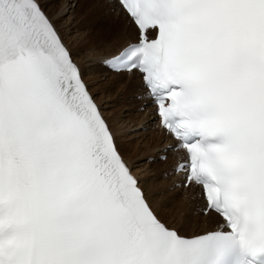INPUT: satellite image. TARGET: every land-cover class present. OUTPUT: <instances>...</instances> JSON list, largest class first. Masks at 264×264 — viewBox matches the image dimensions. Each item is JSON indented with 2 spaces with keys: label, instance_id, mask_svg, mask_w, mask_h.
Here are the masks:
<instances>
[{
  "label": "snow or ice",
  "instance_id": "6c2138e0",
  "mask_svg": "<svg viewBox=\"0 0 264 264\" xmlns=\"http://www.w3.org/2000/svg\"><path fill=\"white\" fill-rule=\"evenodd\" d=\"M118 4L138 35L103 63L143 74L223 223L162 222L41 0H0V264H264V0Z\"/></svg>",
  "mask_w": 264,
  "mask_h": 264
},
{
  "label": "rangeland",
  "instance_id": "374dc122",
  "mask_svg": "<svg viewBox=\"0 0 264 264\" xmlns=\"http://www.w3.org/2000/svg\"><path fill=\"white\" fill-rule=\"evenodd\" d=\"M77 1L78 3L80 2V0H66L65 3L64 0H41V3L45 8V10L54 17L56 23L58 24L57 26L59 27V29L62 30L61 33L63 35V38L67 42H69L68 44L70 45L69 47L73 52L74 57L75 58L77 57L79 63L81 62L80 64L83 69V73L86 76L85 78L88 79L90 90L93 92L95 97L101 100L102 103H104L107 101L108 95L111 96L110 100L112 101L110 102L108 100L109 102L108 106H105L104 109L102 106L101 107L107 115L106 118L110 120L111 122L110 124H112L111 126L114 125L113 128H115V131L117 133L116 138H118L117 142L119 144L122 153L125 156H127L126 159L131 164L133 163L132 166L135 168L134 170L136 172L137 171L139 172L137 173L141 178H144L145 175L148 176L150 175L152 181L156 186L157 183L160 184V186L158 185L157 195L161 197L166 196V200L168 199V201L170 202L167 205H163V206L159 205L158 208L154 203L152 205L154 206L157 212L159 210L158 214L164 220H166L170 225L176 226L178 229H181L183 231V234H189L187 230L188 228L183 227V219L181 218L182 216H180L182 214L180 208V201L182 198L185 197L186 194L183 193V191L182 192L179 191L178 193H173V188H171V186H168V184L165 183V182L169 183V181L165 180V178L161 176V172L158 174V172L162 169L161 167H163L162 164L156 159L150 162L148 157L151 156L149 154H152L153 151H151L150 149L148 151H145L146 147L148 146L147 139L150 138V136L154 133V131H156V129L150 131V133H147L149 129H144L143 127H142L143 129L139 128L140 126L127 128L125 127L126 124L122 125V120L126 119L125 114H128L130 118H133L135 116L137 117V115L140 113H143L145 115L144 105L136 106V103L132 102V97H130L131 99H129L131 102L129 100H127V102H125V100H120L116 91V89L120 87V84L116 82L114 86L110 85L111 82H109L110 81L109 79L113 77H111L110 74H107L105 71H103L104 70L103 67L100 66V68L103 70H99L97 68L98 67L97 59L95 60V64L91 66V61L94 60L96 56H97L96 58L101 56L96 55L93 57L92 54H88L89 50H86L87 48L82 47V45H84L85 40L83 41L81 38H79L80 33L82 32H89L90 30H96L93 29L92 23L91 22L89 23L90 18L88 19L84 13L83 15L81 13L76 12L75 14L73 13L71 15L70 13L65 14L62 11L65 8L64 6H68V9L72 5L73 7H75ZM80 5H82L83 7V5L85 4L81 3ZM111 11H113V8ZM97 28H98L97 30L101 29L102 31L105 32H111V28L108 26L97 27ZM82 29L84 31H82ZM79 30L82 32H80ZM90 77L92 78L90 79ZM114 110H117V112L113 116ZM147 163H151V164H147ZM145 181H146L145 189L147 191L146 186L148 183L151 182L149 181V179H145ZM147 195H149L148 191H147ZM192 214H194V218L189 224L190 229L195 228L196 225L198 226L201 225L199 218L202 215L201 214L196 215V213L194 212H192Z\"/></svg>",
  "mask_w": 264,
  "mask_h": 264
},
{
  "label": "bare ground",
  "instance_id": "6f19581e",
  "mask_svg": "<svg viewBox=\"0 0 264 264\" xmlns=\"http://www.w3.org/2000/svg\"><path fill=\"white\" fill-rule=\"evenodd\" d=\"M65 1L66 0H64V3H65ZM113 1H115V0H80L79 3L77 1L75 7H73V5H72L68 9V6H64L65 8L62 10L65 14L70 13L71 15L73 13L75 14L76 12L81 13V14L84 13L88 19L90 18L89 23L91 22L93 25V29H96V30H90L89 32H82V31H84L83 29H82V31L79 30L80 32H82V33H80L79 38H81L83 41L85 40L84 41L85 46L82 45V47L87 48L86 50H89L88 54H92L93 57L96 55L104 56V55H109V54H113V53L117 52L118 49L121 46L125 45L130 39H134L135 35L137 33L134 26H131L127 23L126 18H125L126 14L123 13L122 10H120L119 5L116 3V1L115 2H113ZM81 3H84L85 5H83V7H82V5H80ZM112 8H115L116 11H111ZM47 14L53 19L55 25L57 26L58 24L56 23L54 17L51 14H49L48 12H47ZM105 26L110 27L111 32H105V31H102L101 29L97 30L98 29L97 27H105ZM58 29H59V27H58ZM59 31H60V33L62 32V30H60V29H59ZM65 42L67 44L69 43L66 40H65ZM68 46H70V45L68 44ZM96 57H95V59H96ZM75 60L78 62L77 57L75 58ZM91 73H92V71H91ZM109 74L111 75V77H113V78L109 79L110 80L109 82H111L110 85L114 86V84L116 82L120 84V87L116 89L117 95L119 96L120 100H125V102H127V100L131 99L130 97H132V95L133 96L137 95L140 93V91H142V89H140L142 87L141 81L137 76H135L134 73L129 75V77L127 79L124 78V76H125L124 73H109ZM91 78L92 77H90V79ZM85 79L88 81L87 78H85ZM111 80L113 81V84H112ZM110 90H112V89H110ZM110 97L111 96L108 95V99L104 103H102L101 100L98 99V101L100 102L103 109L105 108V106H108V104H109L108 100L110 102L112 101V100H110ZM140 105H141V103H140ZM147 106L145 107L146 111H144L145 115L143 113H140L137 115V117L135 116L133 118H130L128 114H125L126 119L122 120V125L126 124L125 127H127V128L136 127V126H140L139 128H142V127L144 128V127H147V125L149 126V123L153 119L154 114L152 112V106H150V105H149L150 107L149 106L147 107ZM116 112H117V110L113 111V116H114V114H116ZM103 113L106 117L107 115H106L104 110H103ZM107 120L109 121V124H110L111 123L110 120L109 119H107ZM119 123H121V122H119ZM111 125L112 124H110V126ZM113 126H111V128L117 137V133L115 131V128H113ZM117 129H118V127H117ZM155 129H156V131H154V133L150 136V138L147 139L148 146L146 147L145 151H148L150 149L151 151H153L152 154L157 155L159 153V150L163 149L164 148L163 146L168 142L167 141L163 142L167 136L164 135L163 132L160 131L159 129H157V128H155ZM145 133H146V131H145ZM147 133H150V132L148 131ZM116 140L118 141V138H116ZM117 145H118L119 151L122 153L118 142H117ZM152 154H149V155H152ZM123 156L125 158L127 157L124 154H123ZM131 167H132V165H131ZM163 168L164 169L166 168V164L163 166ZM134 172L139 177V179L141 181V185L144 188L146 195H147V191H148L149 195H147V197L149 196L148 200L150 203L152 202L151 205L154 203L156 205V207L158 208L159 205L163 206V205H167L170 203L168 201V199L166 200V196L161 197V196L157 195L158 185L160 186V184L157 183V186H156L154 184V182L152 181L150 175L144 176L145 179H149V181L151 182V183L147 184V186H146L147 191H146L145 179L141 178L138 175V173H139L138 171H137L138 173L135 170H134ZM182 190H183V193H185L186 195L180 201V208H181V212H182V214L180 216H182L181 218L183 219V227L188 228L187 230H188L189 234H183V231L181 229H178L176 226L170 225L166 220H164L158 214L159 210L157 209L158 210V212H157L156 209L154 208V206L152 205V207L155 209V211L161 217V219H163L167 224H169V226L176 228L183 235L190 236L193 234L201 233V232L209 229L210 228L209 225H211V223H215L216 221H218V218L214 213H211L210 215H207V216L199 213L202 215L199 218L201 225H199V226L196 225L195 228L190 229L189 224L192 221V219L194 218V215L191 213V205L193 203L191 196L194 195V198H195V196H197V192L195 190V187H190L187 189L182 188ZM195 200H198V199H195ZM192 225H191V227H192Z\"/></svg>",
  "mask_w": 264,
  "mask_h": 264
}]
</instances>
